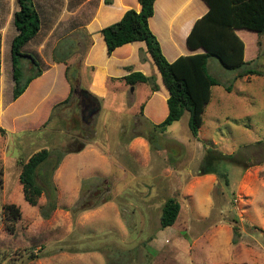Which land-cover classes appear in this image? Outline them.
<instances>
[{
	"label": "rangeland",
	"instance_id": "374dc122",
	"mask_svg": "<svg viewBox=\"0 0 264 264\" xmlns=\"http://www.w3.org/2000/svg\"><path fill=\"white\" fill-rule=\"evenodd\" d=\"M34 1L42 27L33 43L57 23L76 50L68 62L80 71L87 42L80 29L97 0H84L75 14L73 0ZM17 6V0H0V25ZM238 36L246 60L253 58L251 66L264 72V34L240 30ZM10 70L7 64L4 83L0 79V264H264L263 75L236 77L237 70L210 57L208 71L220 84L211 88L193 136L187 111L165 131L144 116L148 84L136 94L126 89L115 106L119 112L105 101L89 116L75 82L70 102L54 108L56 102L48 116L37 111L25 124L14 114L29 99H11ZM41 149L49 155L37 169L42 193L31 205L19 173ZM207 154L222 156L214 168L226 181L205 175ZM168 198L179 201L180 211L173 225L161 228ZM9 203L21 211L13 231L2 216Z\"/></svg>",
	"mask_w": 264,
	"mask_h": 264
},
{
	"label": "trees",
	"instance_id": "16d2710c",
	"mask_svg": "<svg viewBox=\"0 0 264 264\" xmlns=\"http://www.w3.org/2000/svg\"><path fill=\"white\" fill-rule=\"evenodd\" d=\"M154 1L138 0L140 5L138 11L133 8L126 10L120 20L103 27L101 34L109 53L118 46L129 42L143 41L145 43L146 51L150 54L161 75L162 83L168 91L167 115L155 125V128L165 131L171 123L180 119L182 114L187 111L189 129L193 136H197L203 124L204 110L211 99V88L220 84V81L208 71L210 57L218 59L222 67L226 69L237 70L236 77L264 76L262 70L251 66L254 59L249 61L244 59L245 45L237 34V30H248L256 33L258 37L264 34V0H203L208 6V10L194 22L186 38L188 49L202 50L193 54L181 55L172 62H169L164 56L158 39L149 27V18L154 12ZM104 3L110 4L112 0H104ZM17 4L19 8L13 13L12 18L17 30V34L11 41L12 100H16L25 91L28 84L43 72L38 57L23 49L24 45L35 37L40 29L39 13L34 0H17ZM80 32L87 38L80 54V57H83L91 44V38L84 27L80 29ZM70 43L71 41L62 36L52 49L53 61L66 64L65 77L70 86L68 96L54 108L70 102L75 90L78 91L77 88L79 89V100L83 97L82 95L95 97L83 86L79 69L68 62L72 49L74 52L76 51L75 48H69ZM140 59L144 60L142 54ZM90 74L89 70V78ZM121 79L130 86L143 83L150 85L151 91L158 89L153 75L146 76L139 71L129 72ZM75 82L77 88H75ZM224 88L226 91H231L230 85ZM99 100L97 99L98 102ZM140 111H143V103L140 105ZM48 155L47 149H41L22 162L19 180L22 185L23 197L31 205L37 203V199L42 193V187L36 181L37 169L46 161ZM221 158L220 154L217 156L207 154L205 163L207 162L208 167L204 173H215L217 177H221V179L224 177L226 181V174L214 168L216 166L214 161H219ZM179 211V201L175 198H168L162 207L161 228L173 225L178 218ZM2 216L6 228L13 231V223L21 217L19 206L13 203L3 205ZM236 232L237 227L233 226V233ZM231 242L236 243L234 236Z\"/></svg>",
	"mask_w": 264,
	"mask_h": 264
},
{
	"label": "crops",
	"instance_id": "0c3cea01",
	"mask_svg": "<svg viewBox=\"0 0 264 264\" xmlns=\"http://www.w3.org/2000/svg\"><path fill=\"white\" fill-rule=\"evenodd\" d=\"M83 1L84 0H73V14L80 9ZM85 1L87 2L90 0ZM47 6L48 10H50L49 7H52L49 3ZM64 8L65 7L62 6L61 12H63ZM131 8L137 11L140 9L138 0H112L110 4L104 3V0H97L96 4L91 7L89 10V17L84 22V28L90 34L91 44L81 61V82L90 94L100 99L99 104L102 102L101 108L106 101L107 107L104 106L105 108L119 112V109H116L115 106L121 94L123 95L126 89L130 93L136 94L139 88L141 89L145 86L143 83H141L142 85L137 83L130 86L121 78L129 72L134 71L142 72L146 76L153 75L156 78L158 89L153 92L151 91L147 96L146 101L143 103V112L144 116L147 115L151 117L155 122H161L168 111L166 104L168 91L162 83L161 75L150 54L146 51L145 43L143 41L129 42L118 46L109 53L103 35L101 34V29L103 27L120 20L124 12ZM16 9H18V6L12 10L10 16H8L9 14L7 15L6 22H9L5 25H0V79L3 80V83L7 64L10 66L12 77L11 41L17 34V30L11 22L13 12ZM207 10L208 6L203 0L154 1V12L149 18V27L158 39L161 50L169 62L174 61L181 55H188L201 51V49L195 51L188 49L186 46V38L194 22L205 14ZM50 26L42 38L36 43H33L34 39L40 35L39 32H41L42 27L41 22L40 29L36 36L23 47L24 51L35 54L38 56V59L41 57L47 64L42 74L34 78L28 84L25 91L15 100V102L18 103L29 99L27 106L23 108L21 112L14 114V118L24 121L25 124H27V117L32 116L37 111H43L42 114L45 113L44 115L48 116V112L52 109V106L56 102L64 100L70 92V86L65 77L66 64L63 62H55L50 56L51 50L63 34L58 33L57 23H51ZM239 31L240 30H237V34ZM8 35L9 39L5 44ZM45 49L49 50L46 55H44ZM141 50L145 55L144 60L140 59L139 53ZM251 55L252 54H250V56ZM244 59L246 60L245 49ZM89 70L91 73L90 78L88 77Z\"/></svg>",
	"mask_w": 264,
	"mask_h": 264
},
{
	"label": "flooded vegetation",
	"instance_id": "af4514ba",
	"mask_svg": "<svg viewBox=\"0 0 264 264\" xmlns=\"http://www.w3.org/2000/svg\"><path fill=\"white\" fill-rule=\"evenodd\" d=\"M75 92H77L75 90ZM83 97H81V106H82V112L84 110H87L88 112V115H89V111L92 109V108H95V107H98V101L95 97H90V96H87V95H82ZM94 114V113H93ZM90 116V115H89Z\"/></svg>",
	"mask_w": 264,
	"mask_h": 264
},
{
	"label": "water",
	"instance_id": "95a60500",
	"mask_svg": "<svg viewBox=\"0 0 264 264\" xmlns=\"http://www.w3.org/2000/svg\"><path fill=\"white\" fill-rule=\"evenodd\" d=\"M201 50H202V49H201ZM98 108H99V107L92 108V109L89 111V115H92L93 113L97 112ZM82 119H84V118L82 117Z\"/></svg>",
	"mask_w": 264,
	"mask_h": 264
}]
</instances>
